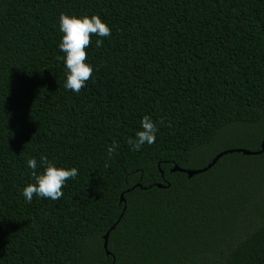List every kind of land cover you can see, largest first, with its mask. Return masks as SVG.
I'll return each instance as SVG.
<instances>
[{
    "label": "trees",
    "instance_id": "trees-1",
    "mask_svg": "<svg viewBox=\"0 0 264 264\" xmlns=\"http://www.w3.org/2000/svg\"><path fill=\"white\" fill-rule=\"evenodd\" d=\"M61 13L111 29L79 93ZM145 115L156 139L134 151ZM263 136L264 0H0V264H264V151L171 171ZM42 156L79 174L29 203Z\"/></svg>",
    "mask_w": 264,
    "mask_h": 264
},
{
    "label": "clouds",
    "instance_id": "clouds-1",
    "mask_svg": "<svg viewBox=\"0 0 264 264\" xmlns=\"http://www.w3.org/2000/svg\"><path fill=\"white\" fill-rule=\"evenodd\" d=\"M59 31L62 33L61 41L58 45L59 50L64 53L62 59L66 68L65 89L74 93H79L85 87L87 81L92 78L93 69L86 63L87 51L92 40L91 37H107L111 35V29L102 22L96 15L91 17L69 16L61 13L59 16ZM97 48L102 46V40H96ZM162 122V121H161ZM142 130L136 133L135 139H129L127 143L132 150L139 151L145 144L151 145L155 142L158 131L156 124L152 119L145 115L141 119ZM118 144L114 141L108 146L107 152L109 158L116 151ZM41 166L43 171L38 173L37 161L35 158L27 160V166L32 169V178L34 183H29L22 190V195L30 203L33 196L59 200L63 196L62 188L69 179H75L78 176L76 168L56 167L47 157H41ZM108 166L107 164L105 165Z\"/></svg>",
    "mask_w": 264,
    "mask_h": 264
},
{
    "label": "water",
    "instance_id": "water-1",
    "mask_svg": "<svg viewBox=\"0 0 264 264\" xmlns=\"http://www.w3.org/2000/svg\"><path fill=\"white\" fill-rule=\"evenodd\" d=\"M263 151H264V136L262 137V140L260 142V149L256 152L248 151V150L241 149V148L229 149V150H225V151H222V152L216 154L214 156V158L204 168H201L198 170H184V169H180V168H177L176 166H174L171 171H177L180 173H184L187 178H190L193 175H196V174H199V173H202V172L208 170L210 167H212L214 165L216 160L219 159L223 155L230 154V153H241L242 155H245V156H254V155L261 154ZM160 174H161V172H160ZM134 187L142 188L139 184H136L135 186H132L131 188H134ZM156 187H160V185H156ZM131 188H127L125 191H127ZM119 200L120 201L123 200L122 193L119 195ZM113 227H114V225H112L110 229H112ZM109 231L110 230L106 231V233L103 235V240H104L103 247L105 248L106 253H109V251L107 250V239H108Z\"/></svg>",
    "mask_w": 264,
    "mask_h": 264
}]
</instances>
